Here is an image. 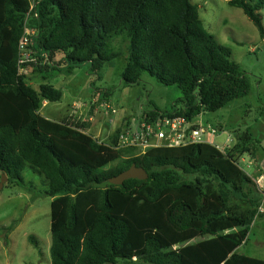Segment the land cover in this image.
<instances>
[{
    "label": "trees",
    "instance_id": "16d2710c",
    "mask_svg": "<svg viewBox=\"0 0 264 264\" xmlns=\"http://www.w3.org/2000/svg\"><path fill=\"white\" fill-rule=\"evenodd\" d=\"M0 0V173L26 184L29 168L43 178L51 203V264H264L238 254L259 215L262 196L238 159L255 156L252 132L235 131L232 149L201 143L160 147L139 155L101 143L85 125L52 121L44 101L63 92L45 77L88 65L100 76L120 53L110 41L125 34V85L148 72L181 98L169 112H147L193 121L247 97L252 84L231 59L230 48L209 34L191 0ZM258 28L264 41V0H229ZM34 31L27 63L45 81L35 90L20 73V42ZM52 78V77H51ZM127 160H120L122 153ZM133 164L148 179L116 186L110 179ZM30 242L38 248L33 237Z\"/></svg>",
    "mask_w": 264,
    "mask_h": 264
},
{
    "label": "rangeland",
    "instance_id": "374dc122",
    "mask_svg": "<svg viewBox=\"0 0 264 264\" xmlns=\"http://www.w3.org/2000/svg\"><path fill=\"white\" fill-rule=\"evenodd\" d=\"M228 1L191 0L199 8L205 30L218 43L230 48L231 59L242 67L252 84V92L248 97L236 99L222 110L205 113L194 120L195 123L208 122L212 126L222 123L225 126L223 132L212 138L213 145L217 148L226 146L228 138L232 139L233 145L234 134L238 129L253 130L259 136L258 140H262L261 136H264V41L258 28L244 12L230 6ZM260 13L264 26V9ZM109 46L113 51L120 53V56L105 65L100 73L101 77L89 75L88 65L75 69L71 74L61 71L60 74L53 72L50 76H45L38 73L37 69L26 66L22 72L26 83L35 90H39V86L45 82L42 78L45 76L64 93L60 102L50 103L47 108L41 107V114L51 116L57 122L70 121L85 125L86 132L106 144L111 143L114 130L106 128L103 133L99 130L103 128L101 125H105L102 117L113 115L108 109H102L105 104L115 108L119 115H126L125 124H129L130 119L136 124L152 110L171 111L175 102L181 98L177 87L161 84L148 72L143 73L139 84L125 85L122 74L128 55L126 35L113 38ZM22 54L26 57L29 50L23 48ZM31 58L36 59L33 55ZM102 93L105 94L103 97ZM74 104L77 105L76 113ZM92 128L98 131L90 132L89 129ZM232 147L224 148V151ZM135 152L138 153L136 150ZM258 155L262 156L261 153ZM127 156L125 152L122 153L121 159L109 167L119 165L129 158ZM242 158L244 159L241 160ZM238 162L249 176L255 177L254 163L256 165L262 161L256 157L253 162L248 155H244ZM22 175L26 182L24 186L7 182L0 189V264H51L53 198L44 195L47 188L41 176L34 174L29 168L24 169ZM262 209H259V215L254 220L247 241L237 252L264 261V205ZM30 237L37 242L38 248L30 242Z\"/></svg>",
    "mask_w": 264,
    "mask_h": 264
},
{
    "label": "built area",
    "instance_id": "2783aa9c",
    "mask_svg": "<svg viewBox=\"0 0 264 264\" xmlns=\"http://www.w3.org/2000/svg\"><path fill=\"white\" fill-rule=\"evenodd\" d=\"M35 0H32V7L35 6ZM34 31L27 30L23 39L20 42L21 58L18 62L19 71L22 74L24 67L27 63L37 62L36 59H32V51L29 50V54L23 57L22 49L27 48L28 45L33 43ZM28 49V48H27ZM75 113L77 112L76 107ZM106 107V108H104ZM103 110L108 109L113 115L117 114V110L111 105L102 106ZM118 137V144L116 149H134L139 155L147 153L150 149L160 147H181L190 144L208 143L213 145L212 138L218 133V130L210 123H195L193 121H187L183 117H170L163 116L153 118L146 113L136 124L134 121H130L129 124H125L120 129ZM227 142V147L229 146ZM225 148V147H224ZM224 148H218L222 152H225ZM258 188L262 196V204L260 209L263 210L264 205V170L259 175L251 177Z\"/></svg>",
    "mask_w": 264,
    "mask_h": 264
},
{
    "label": "crops",
    "instance_id": "0c3cea01",
    "mask_svg": "<svg viewBox=\"0 0 264 264\" xmlns=\"http://www.w3.org/2000/svg\"><path fill=\"white\" fill-rule=\"evenodd\" d=\"M62 91V90H61ZM63 92V91H62ZM105 94H103L102 93V97L104 96ZM63 97H64V93H63ZM248 97V96H247ZM63 99V98H62ZM109 102H110V100H109ZM50 105V102H47V101H44L43 102V104H42V108H47L48 106ZM75 105V104H74ZM74 105H73V107H74ZM264 107V106H263ZM222 110V109H221ZM76 111H77V109H76ZM80 113H82V110H80ZM205 113H203L202 115H200L199 117H202L203 115H204ZM42 116H44L43 114H41ZM45 118H47V119H49V120H52V121H55L56 119L55 118H51V116H44ZM125 117H126V115H119L118 113H117V115L116 116H113V115H111V117L109 116V117H106L105 115H104V117H102L103 118V121H104V124L105 125H101V126H103V128L102 129H99V130H101V133H103L104 131H106L105 129L106 128H111V130L110 131H113L114 130V132L116 131V130H118V129H121L124 125H125V122H124V119H125ZM111 118V119H110ZM197 119V118H196ZM195 120V119H194ZM112 123H111V122ZM130 121H132V119H130ZM258 122V121H257ZM208 123V122H207ZM213 127H215L217 130H218V133H220V132H223V130H224V127L225 126H223V124L222 123H219L218 125H216V126H213ZM241 130V129H240ZM247 130V129H246ZM89 131L90 132H94L95 133V131L97 132L98 130L96 129V128H92V129H89ZM109 131V132H110ZM251 131H253V130H251ZM88 133V132H87ZM218 133L215 135V136H217L218 135ZM89 134V133H88ZM252 134L254 135V137H255V139H259L258 137L259 136H257V134L253 131L252 132ZM91 135V134H90ZM263 135V134H262ZM262 137V140H258L259 142H260V148H259V150H258V152H257V154L255 155V156H253V157H251L250 155H248L249 156V158H250V160L251 161H253L254 162V160H256V157L257 158H259L262 162H257V164L255 165V163H254V170H255V175H259L260 174V172L261 171H263L264 170V168H263V166H264V136H261ZM229 141V146H230V148H231V146H234V144H235V140H234V143H233V145H231V143L233 142L232 141V139L231 138H228L227 139V142ZM226 148L227 147V144H226V146H223V148ZM222 148V147H221ZM259 153H261L262 154V156H259L258 154ZM244 158H242L241 160H243ZM247 173V172H246ZM1 174V173H0ZM249 175V174H248ZM250 177H253V175H251Z\"/></svg>",
    "mask_w": 264,
    "mask_h": 264
},
{
    "label": "water",
    "instance_id": "95a60500",
    "mask_svg": "<svg viewBox=\"0 0 264 264\" xmlns=\"http://www.w3.org/2000/svg\"><path fill=\"white\" fill-rule=\"evenodd\" d=\"M131 179L144 181L148 179V174L143 168H139L135 164H133L128 170L121 173L119 176L110 179V183L112 185L121 186L124 184L125 181ZM7 182H8V177L4 173H1L0 189H2Z\"/></svg>",
    "mask_w": 264,
    "mask_h": 264
}]
</instances>
